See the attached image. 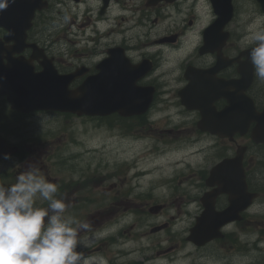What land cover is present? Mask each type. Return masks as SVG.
<instances>
[{"label": "flooded vegetation", "instance_id": "flooded-vegetation-1", "mask_svg": "<svg viewBox=\"0 0 264 264\" xmlns=\"http://www.w3.org/2000/svg\"><path fill=\"white\" fill-rule=\"evenodd\" d=\"M97 16L86 77L111 56L130 67L148 62L137 86L154 90L150 106L124 116L25 114L0 95L2 132L13 122L65 119L56 141L38 146L26 130L18 142L7 138L19 146L0 161H18L2 177L35 164L56 183L57 198L70 205L66 214L80 208V221L90 224L80 235L91 243L77 250L91 264H263L264 80L249 61L246 37L264 27V0H107ZM188 69L199 87L183 97ZM69 119L86 126L82 156L67 138ZM91 199L98 205L86 210Z\"/></svg>", "mask_w": 264, "mask_h": 264}, {"label": "clouds", "instance_id": "clouds-1", "mask_svg": "<svg viewBox=\"0 0 264 264\" xmlns=\"http://www.w3.org/2000/svg\"><path fill=\"white\" fill-rule=\"evenodd\" d=\"M5 7L6 0H0V10ZM246 40L249 61L264 80V27L250 31ZM58 190L35 164L24 167L14 183H0V264H91L77 250L91 243L80 235L90 224L66 214L70 205L57 198ZM37 199L47 207L37 206Z\"/></svg>", "mask_w": 264, "mask_h": 264}, {"label": "water", "instance_id": "water-1", "mask_svg": "<svg viewBox=\"0 0 264 264\" xmlns=\"http://www.w3.org/2000/svg\"><path fill=\"white\" fill-rule=\"evenodd\" d=\"M7 3L8 7L0 10V25H3L10 31L11 38H14L19 34L20 26L24 21L27 20L26 25H23H25L26 28H29L31 25L30 21L33 18L34 12L37 10L36 8L41 10L45 5L44 0H28L27 7L23 4L22 0H7ZM22 34L24 40L25 33L23 32ZM113 60H115L114 57H112V63ZM112 63H110V66L107 65L103 70L100 69L96 75L85 79L78 86L77 90H72L70 92V94L75 92L73 95L74 103H72L70 111L78 114L92 115H105L114 111L122 112L124 109H128V112H123L122 114L132 115L134 113H141L143 111L145 112L151 103L154 90H144L143 88L139 87L136 88L133 86V83L137 77L139 78L146 72V70L149 69V66L147 64H142L141 69L126 65V71H124V77H122V85H120V91H118L116 103H113L106 102V97L108 98V95H113L112 88L116 89V86L112 87L111 83L115 81L114 73L115 70L120 68L119 65L121 63L119 59H117V61L113 64ZM196 73L197 72L194 69L187 70L186 74L190 78V83L188 85L189 88H185L180 91V94H182L183 97L187 93L194 95L197 88L199 87L197 86L196 79L193 77ZM69 80L70 77L67 76L66 81ZM188 107L197 108V105L190 104ZM0 150H4L2 144H0ZM208 235H211V233H208ZM197 236L198 232L193 230L191 238L195 242L198 241Z\"/></svg>", "mask_w": 264, "mask_h": 264}, {"label": "rangeland", "instance_id": "rangeland-1", "mask_svg": "<svg viewBox=\"0 0 264 264\" xmlns=\"http://www.w3.org/2000/svg\"><path fill=\"white\" fill-rule=\"evenodd\" d=\"M58 6H62L57 0H52L51 6L46 11V15H42L39 24L43 29V35H47V38L65 40L71 49L66 47V44H54V48L58 53H65L74 63L79 61H86V27L83 21V14L85 11V5L76 6L70 0L65 1V8L58 9ZM95 11V10H94ZM176 19L174 20V22ZM69 22L68 26H65ZM172 22L171 24H174ZM198 28L193 32L196 33ZM189 39H194V36H190ZM192 43L190 46H193ZM72 49H80L79 51H73ZM85 56V57H84ZM75 119V124L70 128L67 133V138L71 139L73 136L76 140H81L83 144H86V126L82 125ZM57 124L54 122L42 123L39 121H28L24 130L29 134L36 137L35 141H54L56 136L54 134ZM114 155V152H110ZM16 161V159H12ZM15 163V162H14ZM14 163L11 167L14 166ZM95 196H98L97 194ZM44 202L37 199L36 203ZM66 202V201H65ZM94 205H98V201L90 200L87 203V208ZM43 207H47V202L43 203ZM112 210V208H111ZM193 261V260H192ZM188 261V262H192ZM264 264V263H263Z\"/></svg>", "mask_w": 264, "mask_h": 264}]
</instances>
